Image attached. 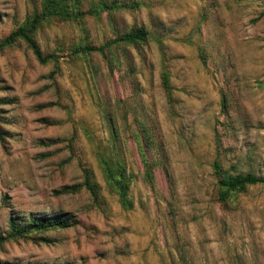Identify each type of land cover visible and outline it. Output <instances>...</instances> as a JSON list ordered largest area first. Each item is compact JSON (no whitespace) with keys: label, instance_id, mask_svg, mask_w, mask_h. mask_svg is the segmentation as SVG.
Masks as SVG:
<instances>
[{"label":"rangeland","instance_id":"obj_1","mask_svg":"<svg viewBox=\"0 0 264 264\" xmlns=\"http://www.w3.org/2000/svg\"><path fill=\"white\" fill-rule=\"evenodd\" d=\"M41 0H0V37ZM131 7L88 16L85 28L52 19L37 33L39 63L24 43L0 51V231L10 214L68 212L50 243L19 239L0 260L71 264H264V185L216 200L212 162L264 176V0H114ZM87 1L85 0V5ZM143 26L144 43L105 59L71 52ZM167 73L169 95L162 85ZM225 98L226 110L222 101ZM157 125L167 168L144 178L133 115ZM116 141L134 178L124 209L109 192L99 145ZM91 169L102 204L87 190L55 195Z\"/></svg>","mask_w":264,"mask_h":264},{"label":"trees","instance_id":"obj_2","mask_svg":"<svg viewBox=\"0 0 264 264\" xmlns=\"http://www.w3.org/2000/svg\"><path fill=\"white\" fill-rule=\"evenodd\" d=\"M41 0L40 6L35 7L29 13L24 21L17 24L9 33L0 37V51L11 48L19 43H24L31 51L36 60L41 64L48 62L56 63L58 55L52 52H44L38 42L37 33L42 26L52 19L57 18L63 21L74 22L82 29L85 28V19L88 16H98L102 11L112 12L121 8L131 7L132 4H118L114 0ZM150 37L149 31L143 26L132 27L123 32H116L114 38L106 40L100 45H96L87 41L75 44L71 50L72 53L87 59L92 53L98 52L105 59L114 46L133 45L144 43ZM162 85L169 95L170 83L167 73H163ZM223 110H226V101H222ZM135 129L136 145L144 167L143 178L150 184L154 183V169L162 166L168 171L167 158L164 152L158 128L152 122L150 117L146 116V120H140L139 116L133 115ZM110 125L111 136L114 143L110 145H99L97 155L104 181L109 192L114 193L119 203L124 209L133 207V200L129 196L130 185L134 178L132 172L127 170L125 159L121 154V145L116 141L118 136V127L112 120L111 116H107ZM0 140H4L3 131L0 128ZM212 170L216 184V200L220 203L230 201L237 193L245 191L248 186L255 184L264 185V176L257 175L253 171H230L223 167L219 159L212 162ZM83 179L72 184H64L55 189V195L77 193L82 189L88 191L93 203L97 206L102 204L100 185L95 180L93 171L87 167H82ZM76 220L68 212L54 213H30L26 217L17 214H10L8 225L5 231H0V246L8 241H16L19 239L30 240L34 243H50L52 239L45 232L55 229H65L75 225ZM0 264H22L18 262L1 261ZM31 264V263H25ZM47 264V263H42ZM51 264H71L51 263Z\"/></svg>","mask_w":264,"mask_h":264}]
</instances>
